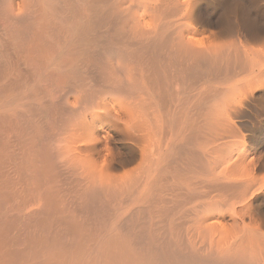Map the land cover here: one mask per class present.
Returning a JSON list of instances; mask_svg holds the SVG:
<instances>
[{
    "label": "bare ground",
    "instance_id": "6f19581e",
    "mask_svg": "<svg viewBox=\"0 0 264 264\" xmlns=\"http://www.w3.org/2000/svg\"><path fill=\"white\" fill-rule=\"evenodd\" d=\"M0 264H264V0H0Z\"/></svg>",
    "mask_w": 264,
    "mask_h": 264
}]
</instances>
